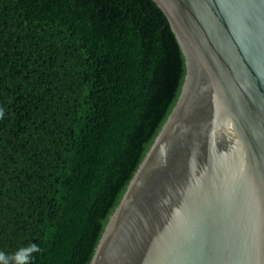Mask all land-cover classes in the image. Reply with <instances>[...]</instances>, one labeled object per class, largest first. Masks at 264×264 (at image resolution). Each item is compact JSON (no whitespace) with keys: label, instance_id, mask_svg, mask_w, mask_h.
<instances>
[{"label":"trees","instance_id":"trees-1","mask_svg":"<svg viewBox=\"0 0 264 264\" xmlns=\"http://www.w3.org/2000/svg\"><path fill=\"white\" fill-rule=\"evenodd\" d=\"M186 68L152 0H0V253L89 264Z\"/></svg>","mask_w":264,"mask_h":264},{"label":"water","instance_id":"water-1","mask_svg":"<svg viewBox=\"0 0 264 264\" xmlns=\"http://www.w3.org/2000/svg\"><path fill=\"white\" fill-rule=\"evenodd\" d=\"M179 96L89 264H264V0H152Z\"/></svg>","mask_w":264,"mask_h":264},{"label":"clouds","instance_id":"clouds-1","mask_svg":"<svg viewBox=\"0 0 264 264\" xmlns=\"http://www.w3.org/2000/svg\"><path fill=\"white\" fill-rule=\"evenodd\" d=\"M0 116H2V113H0ZM36 251H39L37 245H29L26 248H21L12 258L13 264H28L29 257ZM0 264H10L8 257L2 253H0Z\"/></svg>","mask_w":264,"mask_h":264}]
</instances>
